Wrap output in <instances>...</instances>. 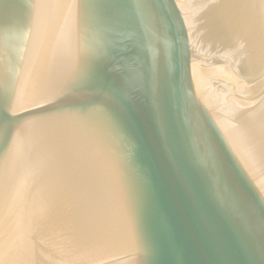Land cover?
<instances>
[{"label": "water", "instance_id": "95a60500", "mask_svg": "<svg viewBox=\"0 0 264 264\" xmlns=\"http://www.w3.org/2000/svg\"><path fill=\"white\" fill-rule=\"evenodd\" d=\"M0 264H264V0H0Z\"/></svg>", "mask_w": 264, "mask_h": 264}, {"label": "snow or ice", "instance_id": "6c2138e0", "mask_svg": "<svg viewBox=\"0 0 264 264\" xmlns=\"http://www.w3.org/2000/svg\"><path fill=\"white\" fill-rule=\"evenodd\" d=\"M3 121H4V116H3V113L0 112V126H2Z\"/></svg>", "mask_w": 264, "mask_h": 264}]
</instances>
